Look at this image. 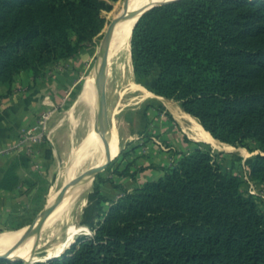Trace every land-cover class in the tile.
I'll return each mask as SVG.
<instances>
[{
    "label": "trees",
    "instance_id": "obj_1",
    "mask_svg": "<svg viewBox=\"0 0 264 264\" xmlns=\"http://www.w3.org/2000/svg\"><path fill=\"white\" fill-rule=\"evenodd\" d=\"M115 1L0 0V85L10 93L20 73L34 82L74 56ZM130 33L133 72L155 73V94L176 101L216 141L256 143L248 177L264 193V0H176L144 12ZM13 168L1 189L16 186ZM126 170L117 174L134 176ZM256 196L210 149L194 148L161 178L125 189L92 237L47 264H264Z\"/></svg>",
    "mask_w": 264,
    "mask_h": 264
},
{
    "label": "rangeland",
    "instance_id": "obj_2",
    "mask_svg": "<svg viewBox=\"0 0 264 264\" xmlns=\"http://www.w3.org/2000/svg\"><path fill=\"white\" fill-rule=\"evenodd\" d=\"M123 3L124 0H117L112 3L110 10L101 13L104 19L102 30L92 42L85 45V53L75 63L78 67L79 79L69 92L67 102L62 108L63 115L69 117L67 122L69 126L70 122L76 125L75 136L71 138L67 137V134L64 135V132L53 131V114L49 119L45 118L48 112L53 113L55 106L50 104L31 125L23 127L22 122L18 121L16 124L19 131L7 146L8 151L0 153V174L6 164L4 172L13 165V172L18 180L16 186L8 193L0 191V235L33 225L49 197L69 180V169H73V178H76L90 168L88 165L90 160L97 162L103 159L102 148L94 152L89 146H83V142L95 125L96 118V104L85 94V86L87 80L94 78L97 73L104 32ZM154 77L155 73L141 78L135 76L130 58V36L128 35L122 42L121 48L110 55L105 74L108 122L110 128L117 130H115V136L118 154L105 169L85 184L65 204L48 225L44 226L32 252L30 259L32 262L26 264H47L51 261L46 260L49 257L61 259L73 245L92 237L97 223L103 219L114 201L107 197H110L112 188L119 186L116 183L117 177L128 176L117 173H123L128 165L129 168L126 170L128 173L140 172L143 166H137L133 158L141 159L142 163L156 162L157 159L151 158L150 154V149L154 146L158 149L167 148L168 145L183 151L187 143L191 147L210 149L222 165L242 179L244 191L256 193L257 200L264 210L262 190L249 179L246 173L248 168L246 162L259 152L256 143L247 140L241 145L229 146L217 140L223 147H228L227 149L216 148L209 143L191 138L181 124L171 118L169 110L162 106L155 96ZM62 92V96H65L66 91ZM94 92L95 100H97L95 88ZM59 94H61L60 91ZM74 101H76L75 104ZM169 102L171 108L181 110L176 101L169 100ZM170 107L168 105V109ZM36 125L37 128L33 130V126ZM24 134L38 135V137L30 141L27 137L24 138ZM75 150H80L78 157L80 160L83 159L82 161L75 160ZM87 151L88 154H86ZM88 156H90L89 161ZM85 157L87 159H84ZM131 166L135 167L134 172H130ZM119 188L122 189L121 194H123L125 189L121 186ZM79 227L85 229L77 232L66 247L55 256L68 234ZM38 259L44 260L38 261Z\"/></svg>",
    "mask_w": 264,
    "mask_h": 264
},
{
    "label": "crops",
    "instance_id": "obj_3",
    "mask_svg": "<svg viewBox=\"0 0 264 264\" xmlns=\"http://www.w3.org/2000/svg\"><path fill=\"white\" fill-rule=\"evenodd\" d=\"M84 49L85 48H82L74 56L62 60L58 64L48 68L45 74L38 77L34 82L32 80L33 78L31 72L26 71L20 73L16 76L10 93H7L5 86L0 85V153L8 151L7 146L13 141L14 136L19 131V127L17 126L18 124H16L18 121L22 122L23 127L31 125L39 115L43 114L42 112L45 111L50 104L55 106L53 113L52 111L48 112L45 115V118L47 120L50 115L53 114V131L55 133L60 131L64 132V135L67 134V137L71 138L75 136L76 131L74 129L76 128V125L73 122H70L69 126L67 123L69 117H66L67 115H63L62 108L67 102L69 92L74 88L77 80L79 79L77 71L78 67L75 63L80 56L85 53ZM59 91L61 94H59ZM62 91H66L65 96H62ZM155 96L160 101V104L169 110L171 118L178 122L171 109H168L167 102L171 99H167L157 94H155ZM75 102L76 101L73 103L75 104ZM179 112L184 111L181 109ZM35 128H37V125L33 126V130ZM26 137L32 141V139L34 137H38V135L31 136L29 134H24V138ZM186 140L191 141L190 139ZM155 147L156 146L150 149L152 152H150V154L151 158H156L157 161L142 163L141 159L133 158L134 163L137 166H143L142 170L135 173V167L133 168L131 166L130 172L135 173L133 177H117L116 183H118L119 186L117 185L116 188H112L113 191H110V197L108 196L107 199L114 201L117 200L122 195V189L119 188L120 186L126 190H131L133 188L140 187L147 182L155 181L161 178L165 170L174 166L181 154H187L194 148H197L193 146L191 147V145H188L187 143L183 151H179L178 148L168 145L167 148L157 149ZM6 167L7 164L4 166V169L0 174V180ZM246 173L248 174V168ZM0 191H5V193L9 192L8 190H3L1 188ZM261 193L264 195L263 191Z\"/></svg>",
    "mask_w": 264,
    "mask_h": 264
},
{
    "label": "bare ground",
    "instance_id": "obj_4",
    "mask_svg": "<svg viewBox=\"0 0 264 264\" xmlns=\"http://www.w3.org/2000/svg\"><path fill=\"white\" fill-rule=\"evenodd\" d=\"M164 0H128V6L127 9H125L122 17L118 21L111 38V43L109 46V54L108 59L112 53L117 52L121 48V44L123 41L126 40L127 36L130 34L131 29L136 21V19L139 17V15L147 9V7L150 4L160 2ZM121 8V7H120ZM119 8V9H120ZM118 9V10H119ZM117 13V12H116ZM115 13V14H116ZM98 64V62H97ZM95 77V76H94ZM136 86V85H133ZM85 94L91 101H93L96 105L98 104V98L95 100V92H94V78L91 77L87 80L86 86H85ZM171 102V101H170ZM170 102H167L170 107ZM171 111L173 112V115L177 119V121L181 124L184 131L188 132L191 136V138L200 140L206 143L211 144L213 147L221 148L223 147L218 141H216L209 132L203 129V127L191 116H189L185 112H179L175 108H171ZM94 127L91 129L90 133L88 134L85 142H83V146L87 147L89 146L92 148L94 152L99 150V148H102L104 150V157L103 159H100L97 162H91L88 164L90 168L101 165L105 161V150L107 143L110 145V151L112 156H116L118 154V144L116 143V136H115V130L114 128H110L109 131L104 132L103 129H101V124L98 123L96 125H93ZM117 131V130H116ZM82 146V148H83ZM227 148L228 147H223ZM81 149V148H80ZM88 149V148H87ZM80 150H75L74 157L75 160L82 161L83 159H79L78 154ZM88 154V151L87 153ZM90 156H88V161ZM83 158V157H82ZM86 157L84 159H87ZM89 168V169H90ZM73 169H69L68 178L73 179ZM68 180V181H69ZM91 178H88V180H84L81 183H79L76 186L68 187L60 196L55 198L56 192L53 193L49 199V213L48 216L44 222L43 228L45 225H48V223L54 219L59 212L62 210V208L65 206V204L85 185L87 184ZM89 225V224H88ZM38 226V220L33 223V225L25 226L24 228H21L19 230L10 232V233H3L0 235V253L8 254L10 257H20L24 259L26 262H32L31 259V249L32 246L36 245L34 242V233ZM42 228V229H43ZM85 228H76L72 230L66 240L61 244L59 247L58 252L55 256H57L64 247L72 240L74 235L84 230ZM88 230V229H87ZM86 230V231H87ZM39 261H43L44 259H38Z\"/></svg>",
    "mask_w": 264,
    "mask_h": 264
},
{
    "label": "water",
    "instance_id": "obj_5",
    "mask_svg": "<svg viewBox=\"0 0 264 264\" xmlns=\"http://www.w3.org/2000/svg\"><path fill=\"white\" fill-rule=\"evenodd\" d=\"M172 1H176V0H164V1H160V2L150 4L147 7V9H145L139 15V17L144 12H146L147 10L151 9L154 6L166 4V3H169ZM127 6H128V0H124V3L122 4L121 8L117 11V13L114 15L112 20L109 22V24H108V26L104 32L101 47H100V53H99V57H98V65L96 68L97 73H95V77H94V88L96 90V97L98 98V104L96 105V110H95L96 118H95L94 124L96 125V124L100 123L101 129H103L104 132L109 131V129H110V125L108 122L107 108H106V99H105V74L107 71L109 46L111 43L113 31H114L118 21L122 17L125 9H127ZM138 18L136 19L134 25L136 24ZM134 25H133V27H134ZM133 27H132V29H133ZM132 29H131V31H132ZM113 158H114V156L111 155L110 145L107 143L106 150H105V161H104V163L101 165L94 166V167L88 169L87 171H85L80 176L67 181L64 185H62L56 191L55 198L60 196L68 187L76 186L79 183H81L82 181L88 180V178H91V179L94 178L99 172H101L103 169L106 168V166L111 162V160ZM48 213H49V204L46 203V205L44 206V208L42 209V211L39 213V215L37 217L38 226H37V229L34 233V242L35 243L37 241V238H38L40 232L42 231V228H43L44 222L48 216ZM33 250H34V245L32 246L31 254H32ZM54 258L55 257H49L46 260L48 261V260H52ZM0 260L8 261L11 263H14V262H20L23 264L27 263L24 259H22L20 257H10L8 254H4V253H0ZM38 261H35V262H38Z\"/></svg>",
    "mask_w": 264,
    "mask_h": 264
},
{
    "label": "built area",
    "instance_id": "obj_6",
    "mask_svg": "<svg viewBox=\"0 0 264 264\" xmlns=\"http://www.w3.org/2000/svg\"><path fill=\"white\" fill-rule=\"evenodd\" d=\"M251 194H256L254 191H249Z\"/></svg>",
    "mask_w": 264,
    "mask_h": 264
}]
</instances>
